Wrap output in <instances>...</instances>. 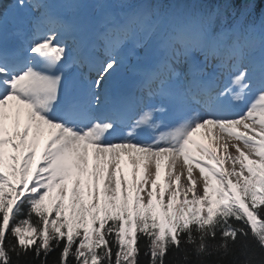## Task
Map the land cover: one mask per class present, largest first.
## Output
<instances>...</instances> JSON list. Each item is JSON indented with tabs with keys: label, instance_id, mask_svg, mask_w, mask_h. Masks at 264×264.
Segmentation results:
<instances>
[{
	"label": "snow or ice",
	"instance_id": "snow-or-ice-1",
	"mask_svg": "<svg viewBox=\"0 0 264 264\" xmlns=\"http://www.w3.org/2000/svg\"><path fill=\"white\" fill-rule=\"evenodd\" d=\"M141 254L264 264V2L0 0V264Z\"/></svg>",
	"mask_w": 264,
	"mask_h": 264
},
{
	"label": "trees",
	"instance_id": "trees-1",
	"mask_svg": "<svg viewBox=\"0 0 264 264\" xmlns=\"http://www.w3.org/2000/svg\"><path fill=\"white\" fill-rule=\"evenodd\" d=\"M262 2H263V0H262ZM260 6H261V5L258 3V4H257V13H259ZM23 218H24L23 216H19V217H17V219H23ZM141 249H142V251H143V249H144V242H141ZM55 257H56V253H52V254H50V256H49V260L51 261V260L55 259ZM13 259L15 260L16 257L14 256ZM23 259H30V258H23ZM147 259H148V258L144 257V256L141 254L140 257H139L140 264H147ZM169 259L171 260V259H173V257L170 256ZM175 259L179 262V264H182V260H183V256H182V255L175 257ZM210 259H211V258H210Z\"/></svg>",
	"mask_w": 264,
	"mask_h": 264
},
{
	"label": "bare ground",
	"instance_id": "bare-ground-1",
	"mask_svg": "<svg viewBox=\"0 0 264 264\" xmlns=\"http://www.w3.org/2000/svg\"><path fill=\"white\" fill-rule=\"evenodd\" d=\"M129 75L128 70L123 71V76L121 75L122 78H127ZM9 124L11 123L10 121L8 122ZM127 130H124V132H126ZM127 158H125L126 161ZM123 171L125 176L130 180L131 179V175H130V166L127 165V163L125 162V164L122 165ZM161 176H163V168H161Z\"/></svg>",
	"mask_w": 264,
	"mask_h": 264
},
{
	"label": "rangeland",
	"instance_id": "rangeland-1",
	"mask_svg": "<svg viewBox=\"0 0 264 264\" xmlns=\"http://www.w3.org/2000/svg\"><path fill=\"white\" fill-rule=\"evenodd\" d=\"M203 131V130H202ZM162 168H163V166H162ZM163 173H164V168H163ZM163 179H164V176H161V178H160V182L161 183H163Z\"/></svg>",
	"mask_w": 264,
	"mask_h": 264
}]
</instances>
